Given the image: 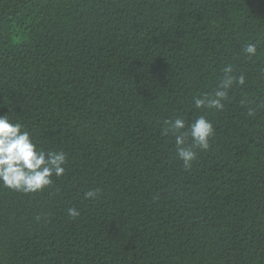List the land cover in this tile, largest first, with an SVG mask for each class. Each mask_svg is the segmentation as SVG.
I'll return each instance as SVG.
<instances>
[{
    "label": "trees",
    "instance_id": "trees-1",
    "mask_svg": "<svg viewBox=\"0 0 264 264\" xmlns=\"http://www.w3.org/2000/svg\"><path fill=\"white\" fill-rule=\"evenodd\" d=\"M229 64L245 85L196 109ZM205 111L185 170L165 121ZM0 116L68 161L0 182V264H264V0H0Z\"/></svg>",
    "mask_w": 264,
    "mask_h": 264
},
{
    "label": "clouds",
    "instance_id": "clouds-1",
    "mask_svg": "<svg viewBox=\"0 0 264 264\" xmlns=\"http://www.w3.org/2000/svg\"><path fill=\"white\" fill-rule=\"evenodd\" d=\"M259 41L249 42L242 51L248 58L257 56ZM224 76L212 93H203L193 97V105L199 110L223 111L225 101L234 85L243 86L246 76L233 74L231 64L223 68ZM249 115H255L249 109ZM163 134L174 137L179 159L183 161L185 170L192 167L198 158L197 149L207 151L215 136V127L207 119V111L198 116L190 125L177 116L165 121ZM191 141V143H189ZM67 154L64 151H45L38 148L29 131L19 122H13L9 116H0V182L5 188L25 194L36 193L51 187L53 177H62L66 172ZM99 189L89 190L85 199H98ZM71 218H78L81 213L75 208L67 209Z\"/></svg>",
    "mask_w": 264,
    "mask_h": 264
}]
</instances>
